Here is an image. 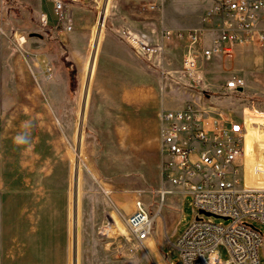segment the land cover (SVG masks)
Returning <instances> with one entry per match:
<instances>
[{
    "label": "rangeland",
    "instance_id": "rangeland-1",
    "mask_svg": "<svg viewBox=\"0 0 264 264\" xmlns=\"http://www.w3.org/2000/svg\"><path fill=\"white\" fill-rule=\"evenodd\" d=\"M156 1L81 0L73 30L55 33L39 22L41 14L52 19L50 0H0V250L8 214L20 212L11 222L21 229L14 237L35 249L21 264H42L45 255L48 264H165L162 243L168 261L182 264L174 245L195 212L189 196L159 200L157 192L170 189L162 178L160 116L197 91L163 76L180 69V45L167 44L150 62L127 35L157 44L168 29L163 18L193 24L206 2ZM246 52L213 59L203 80L209 102L244 121L251 155L254 145L264 147V54ZM40 65L50 75L41 77ZM232 78L244 87L226 93ZM40 180L48 182L42 189ZM136 200L150 213L160 209L143 244L124 222ZM105 222L113 224L112 237L98 233ZM253 225L264 235V225ZM219 254L229 260L225 246ZM259 259L264 264V251Z\"/></svg>",
    "mask_w": 264,
    "mask_h": 264
},
{
    "label": "built area",
    "instance_id": "built-area-1",
    "mask_svg": "<svg viewBox=\"0 0 264 264\" xmlns=\"http://www.w3.org/2000/svg\"><path fill=\"white\" fill-rule=\"evenodd\" d=\"M50 1L52 19L41 14V28L71 32V7L81 0ZM198 1L206 2L198 27L164 29L160 42L151 45L127 35L135 53L150 62L163 55L167 44L180 45V69L175 75L163 71V76L197 91L182 107L161 113L162 178L170 189H160L157 194L161 203L169 195L178 200L191 198L195 219L174 245L182 264H260L264 235L253 222L264 225V147L254 145L251 155L246 154L244 121L240 124L209 102L203 77L207 64L231 56L237 48L253 46L264 54V0ZM46 72L50 75L49 68ZM243 87L241 78L224 84L226 93ZM203 213L227 223L213 222L212 216ZM159 214L160 209L150 213L143 201L134 202L124 222L135 243L143 244L151 236ZM113 230V224L105 222L98 233L107 238ZM220 245L228 251L226 262L220 259Z\"/></svg>",
    "mask_w": 264,
    "mask_h": 264
},
{
    "label": "crops",
    "instance_id": "crops-1",
    "mask_svg": "<svg viewBox=\"0 0 264 264\" xmlns=\"http://www.w3.org/2000/svg\"><path fill=\"white\" fill-rule=\"evenodd\" d=\"M161 2H163V0H160ZM160 1H156V2H160ZM77 7H76V4L75 5H72V7H71V11H72V9L73 10H75ZM202 13L203 12H201L200 13V15H198V17L194 20V23L192 24L191 22H190V24L189 25H187V26H176V25H174V23H173V21L172 20H169V19H164L163 18V21H162V23L165 25V26H167L168 27V29H172V30H180V29H187V28H192V26H194V25H196L195 27H198L199 25H200V17H201V15H202ZM191 26V27H190ZM184 27V28H183ZM161 36V35H160ZM135 37L136 38H138V36L137 35H135ZM139 39V38H138ZM149 42H150V38L148 39L147 38V41H146V43L147 44H149ZM130 46V45H129ZM132 48V47H131ZM247 50V54H249V51H253V52H259V50L257 49V48H255V47H253V46H244V47H240V48H237L236 49V51L234 52V53H236L237 51H239V50ZM233 53V54H234ZM260 53V52H259ZM232 54V55H233ZM231 55V56H232ZM250 55V54H249ZM231 56H229V57H231ZM223 56H221V58H222ZM228 57V56H227ZM38 61V60H37ZM34 66L35 67H38V65H37V62H35L34 63ZM48 68L46 67L45 68V70H43L42 69V65H40L39 66V68H38V71L40 72V74H41V77H45V72H46V70H47ZM50 69V68H49ZM51 70V69H50ZM51 76H52V72H51ZM127 93L126 94H129V90H125ZM212 96H211V101H212ZM213 102V101H212ZM213 104H215L214 102H213ZM222 113L223 114H226L225 112H223L222 111ZM240 124L242 123V121H239V120H237ZM44 182H46V183H48L47 181H43V180H40V188L42 189V187H43V183ZM10 203H12V201L10 200L9 201ZM21 213L20 212H18V213H16V212H12V213H9L8 214V219L10 220V225H9V227H4V232H3V235H4V238H3V240H2V245H1V250H0V253H1V255H0V259H1V264H21V262L22 261H24V260H28V258H27V255H24V252L25 253H27V252H34L35 251V249H33L34 248V246H32L31 244H29V243H26V246L21 242V239L20 238H15L14 237V235H17L18 237H20V235H21V229L19 228V230H18V232L16 231L15 232V230H13L14 229V227L13 226H16V223H13V226H11V222L13 221V220H16V219H18V220H20V218H21ZM17 216H19L18 218H17ZM28 219H29V217H28ZM46 220H48V219H50L51 220V217L50 218H48L47 216H46V218H45ZM174 225V224H173ZM173 225L168 229V231H167V235L169 236V235H171V234H173L174 233V229H173ZM20 226V225H19ZM42 228V227H41ZM12 229V230H11ZM46 229L48 230V228L46 227ZM9 230V231H8ZM27 231H29V232H35V229H27ZM157 231V230H156ZM14 237V238H13ZM150 239V237L146 240V241H148ZM146 241H144V243L146 242ZM166 245H167V243L165 244V243H162V245H161V248H160V250H161V253L165 256V258H166V261H165V264H171L169 261H168V259H167V256H166V254L164 253V251H165V247H166ZM32 257V256H31ZM48 257V255H45L44 256V258L43 257H41L42 258V264H48L49 262H48V259H46ZM33 258V257H32ZM31 260V259H30ZM32 261V260H31Z\"/></svg>",
    "mask_w": 264,
    "mask_h": 264
},
{
    "label": "water",
    "instance_id": "water-1",
    "mask_svg": "<svg viewBox=\"0 0 264 264\" xmlns=\"http://www.w3.org/2000/svg\"><path fill=\"white\" fill-rule=\"evenodd\" d=\"M241 89H239V91H240ZM204 215H206V216H212V217H214V218H217L216 216H214V215H210V214H207V213H203Z\"/></svg>",
    "mask_w": 264,
    "mask_h": 264
}]
</instances>
